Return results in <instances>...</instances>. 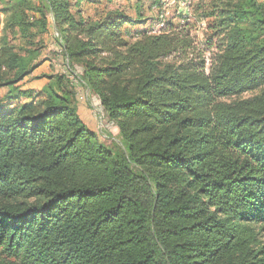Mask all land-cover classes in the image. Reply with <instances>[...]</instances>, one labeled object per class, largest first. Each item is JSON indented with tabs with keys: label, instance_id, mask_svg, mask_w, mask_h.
Instances as JSON below:
<instances>
[{
	"label": "trees",
	"instance_id": "1",
	"mask_svg": "<svg viewBox=\"0 0 264 264\" xmlns=\"http://www.w3.org/2000/svg\"><path fill=\"white\" fill-rule=\"evenodd\" d=\"M86 1L0 0V264H264V1L196 8L208 72L188 24L133 32ZM49 25L126 153L67 75L20 88Z\"/></svg>",
	"mask_w": 264,
	"mask_h": 264
},
{
	"label": "rangeland",
	"instance_id": "2",
	"mask_svg": "<svg viewBox=\"0 0 264 264\" xmlns=\"http://www.w3.org/2000/svg\"><path fill=\"white\" fill-rule=\"evenodd\" d=\"M172 1L173 0H88L80 5L79 10L83 11L85 16L96 18H103L116 12L123 14L122 16L132 20L125 26V28L136 32L143 29L155 28L159 16V10L162 6H166L170 11L166 23H171L175 26H186L188 24L190 26V36L194 39L196 47L203 53L206 60L209 62L212 61L213 55L217 52V49L208 45L210 34L208 33L207 21L196 22L195 18L196 8L200 5H204L207 0L192 1V5H190L191 16H187L188 19L181 17L182 14L184 15L185 11L182 12L177 2L173 1L172 6L170 5V2ZM139 20L143 23L138 22ZM44 39L46 48L43 53L44 62L40 66L41 69L36 72V76L33 77L32 81L28 80L26 83L23 82L20 88L23 90H30L29 87H37L40 91V88L44 85L46 80L48 81L46 76L51 74L67 75L77 96V109L82 121L88 126V128L97 134L100 141L110 150H113L116 153H126L118 136L117 127L107 119L105 113L101 109L98 99L86 88V85L83 84L82 80L80 81L79 76L72 78L73 75L68 73L65 74L68 68L66 58L62 52L60 40L56 36V32H54L52 25H49V31ZM215 41L216 40L213 42ZM30 83H32V86H27V84ZM3 90L6 94L7 90ZM34 91L38 90L34 89ZM250 96V94H247L243 96V98H248Z\"/></svg>",
	"mask_w": 264,
	"mask_h": 264
},
{
	"label": "built area",
	"instance_id": "3",
	"mask_svg": "<svg viewBox=\"0 0 264 264\" xmlns=\"http://www.w3.org/2000/svg\"><path fill=\"white\" fill-rule=\"evenodd\" d=\"M174 2H177L179 8L182 10V12H184V15L182 14V18L184 19H188L189 16H191V11H190V5H192V1L194 0H173ZM173 1L170 2V5L172 6L173 4ZM170 15V11H169V8L166 7V6H162V8L159 10V16H158V19H157V24L155 25L156 27L153 29L154 33H157L161 30H163L165 28V24H166V20L168 18V16ZM188 16V17H187ZM56 36L59 38V35L58 33H56ZM206 71L208 72L209 71V68L211 66V61L209 62L208 60H206ZM67 62V67H68V61L66 60ZM70 74V70H69V67L67 68V72L65 74ZM76 75H73V77H75Z\"/></svg>",
	"mask_w": 264,
	"mask_h": 264
},
{
	"label": "crops",
	"instance_id": "4",
	"mask_svg": "<svg viewBox=\"0 0 264 264\" xmlns=\"http://www.w3.org/2000/svg\"><path fill=\"white\" fill-rule=\"evenodd\" d=\"M54 52H56V51H54ZM47 63H48V62H47ZM44 65H45V64H44ZM44 65H43V66H44ZM43 66H42V67H43ZM39 69H41V67H39V68L36 70V72L39 71ZM36 72H35L32 76L28 77V78L26 79L25 83H26L28 80H29V81H32L33 77L36 76ZM65 73H66V72H65ZM47 82H48V81L46 80V82L44 83V85H42V87L40 88V90L45 86V84H46ZM27 86H32V83L27 84ZM27 86H26V87H27ZM29 88H30V90L37 89V90L39 91V89H38L37 87H35V88H34V87H33V88H32V87H29ZM29 88H27V89H29ZM2 91H3L4 93H3ZM4 94H5V91H4V90H0V98H1Z\"/></svg>",
	"mask_w": 264,
	"mask_h": 264
}]
</instances>
